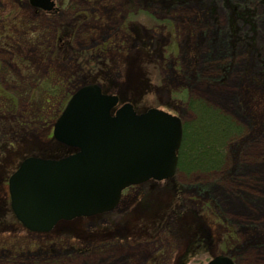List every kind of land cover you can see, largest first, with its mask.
Wrapping results in <instances>:
<instances>
[{"label": "rangeland", "instance_id": "1", "mask_svg": "<svg viewBox=\"0 0 264 264\" xmlns=\"http://www.w3.org/2000/svg\"><path fill=\"white\" fill-rule=\"evenodd\" d=\"M229 1L252 19L234 15ZM55 2L53 16H32L26 0L18 8L0 0L10 51L0 49V115L10 134L4 157L12 155L1 161L6 170L0 164L4 205L6 176L36 154L32 142L50 137L72 91L98 74L108 93L134 97L137 108L168 110L188 126L199 102L228 117L240 135L224 142L220 168H178L173 179L140 182L125 188L112 209L61 229L31 232L5 217L0 264H204L228 243L236 264H264V0ZM15 121L22 126L12 133L8 124ZM157 202L162 217L155 226L156 214H147ZM183 210L219 223H211L208 249L185 251ZM48 240L55 252L42 248ZM180 257L184 263L175 262Z\"/></svg>", "mask_w": 264, "mask_h": 264}, {"label": "water", "instance_id": "2", "mask_svg": "<svg viewBox=\"0 0 264 264\" xmlns=\"http://www.w3.org/2000/svg\"><path fill=\"white\" fill-rule=\"evenodd\" d=\"M49 10L53 0H30ZM96 83L80 85L53 124V138L77 150L60 159L30 156L8 179L15 216L33 231L60 219L111 209L121 189L173 174L181 121L158 108L137 113ZM205 264H234L226 254Z\"/></svg>", "mask_w": 264, "mask_h": 264}, {"label": "trees", "instance_id": "3", "mask_svg": "<svg viewBox=\"0 0 264 264\" xmlns=\"http://www.w3.org/2000/svg\"><path fill=\"white\" fill-rule=\"evenodd\" d=\"M167 3V6H170L174 1L176 0H164ZM231 1H229V6L231 10L233 11L234 15L239 17H244L246 20L252 19L254 16V13L246 11L243 7L239 8V5H232ZM249 18V19H248ZM129 20V19H128ZM157 20V19H155ZM154 26L150 29H152ZM137 33V32H136ZM100 68V67H99ZM101 69V68H100ZM98 78H93L92 80H89V82L98 81L100 83V86L104 92H107V86L104 84V80H102L99 77V74L97 75ZM88 83V82H83ZM121 99L126 100L127 98L123 96L122 94L118 93ZM129 100L133 103L136 102V99L134 97L129 98ZM43 108V107H42ZM193 108L197 114V118L190 123V125L185 126L183 124V137L181 141V146L178 152V166L180 169L183 170H191V168H203L206 166H211L213 168H220V164L222 161V147L224 146V142H230L234 137L236 138L238 135H240L239 127L234 124L228 117L221 116L217 114L215 110H212L210 108H205L203 104H199V102L193 103ZM2 115H0V164L1 161L4 158H8L7 160H11L12 155L9 157H4L6 153L10 151L8 149V144L10 143V139L8 138L10 136H5V132L2 131L4 126L7 124L8 120L5 121ZM15 121V123L9 122L8 126L14 127V131L16 132L17 126H22L21 123H18ZM2 131V132H1ZM233 132V133H232ZM5 136V137H4ZM31 148H33L37 155H54L60 151L65 150L67 148L66 146L56 142L52 138L46 139V141L37 140L31 143ZM7 160L5 162H7ZM4 167V170H6L5 165L1 164ZM3 167L0 166L2 169ZM209 167V168H211ZM215 168V169H216ZM218 168V169H219ZM9 175V174H8ZM8 175L6 177H8ZM4 201H0V225L1 223H5V217L9 216L7 219H12L11 222L16 223L15 218L13 217V214L9 208V202L7 201V205L3 204ZM209 209V208H208ZM182 213H184L183 218H181L182 227L185 230L186 235H188L189 240V246L185 248V251H188L187 253L194 252L193 250H200L203 248L208 249L210 247V242L212 241L213 237V229L211 226L212 224H219L216 222V219L211 220L212 222L209 223V221L206 219V222L202 220L201 218L197 217L194 213H190V210H183ZM190 213V214H188ZM153 211L149 213L150 216H152ZM157 222H160L159 220H156ZM48 245L44 244L43 249L47 252H55L56 249H54V245H50L52 240L45 241ZM232 243H228L225 247L224 252H227L230 248H232ZM76 248V246H75ZM3 249V247H0V251ZM17 249V248H16ZM20 250V249H19ZM18 250V251H19ZM17 251V252H18ZM16 252V253H17ZM231 252V251H229ZM227 252V253H229ZM186 254L183 255L185 257ZM175 262L177 263H184V261L181 260V257L177 259Z\"/></svg>", "mask_w": 264, "mask_h": 264}, {"label": "flooded vegetation", "instance_id": "4", "mask_svg": "<svg viewBox=\"0 0 264 264\" xmlns=\"http://www.w3.org/2000/svg\"><path fill=\"white\" fill-rule=\"evenodd\" d=\"M27 1V5L31 8V13H32V16H34L35 14H33L34 12H36V13H40V14H46V15H54V13L57 11L58 12V8L56 7H54L51 11H44L43 9H40L39 7H37V6H35V5H33L32 3H30V1L29 0H26ZM14 5H15V7L16 8H18V0H14ZM17 24H18V20H17ZM62 27H63V25H62ZM65 27V26H64ZM63 27V28H64ZM5 28H6V26L5 25H1V30H0V49L2 50V51H9V47H5L6 46V42H4V38H7V36H4L3 35V33L2 32H5L6 30H5ZM61 29V26L59 27V30ZM7 34H8V31H7ZM9 35V34H8ZM30 37L31 38H33L34 37V32L33 31H31L30 32ZM59 41H60V39H58ZM10 52V51H9ZM1 83V82H0ZM67 151H60V152H58V153H56V154H54V156H58V155H62V154H65ZM20 162V161H19Z\"/></svg>", "mask_w": 264, "mask_h": 264}, {"label": "bare ground", "instance_id": "5", "mask_svg": "<svg viewBox=\"0 0 264 264\" xmlns=\"http://www.w3.org/2000/svg\"><path fill=\"white\" fill-rule=\"evenodd\" d=\"M115 206V205H114ZM236 211V210H235ZM238 211H236V213H237ZM263 213H264V209H263Z\"/></svg>", "mask_w": 264, "mask_h": 264}]
</instances>
